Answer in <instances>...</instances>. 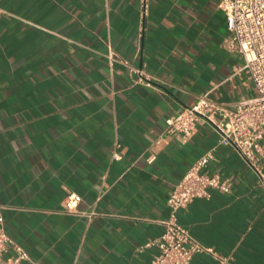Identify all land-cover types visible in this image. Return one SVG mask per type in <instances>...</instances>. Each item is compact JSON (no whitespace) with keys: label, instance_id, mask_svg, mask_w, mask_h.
I'll return each mask as SVG.
<instances>
[{"label":"crops","instance_id":"1","mask_svg":"<svg viewBox=\"0 0 264 264\" xmlns=\"http://www.w3.org/2000/svg\"><path fill=\"white\" fill-rule=\"evenodd\" d=\"M220 2L150 0L139 41L141 0H0V204L33 261L152 264L145 244L163 233L174 186L214 149L204 170L232 191L195 198L179 221L233 264H264L257 173L209 123L185 143L164 134L205 92L229 108L256 94L244 56L223 45ZM72 192L79 210L100 214L62 211Z\"/></svg>","mask_w":264,"mask_h":264},{"label":"built area","instance_id":"2","mask_svg":"<svg viewBox=\"0 0 264 264\" xmlns=\"http://www.w3.org/2000/svg\"><path fill=\"white\" fill-rule=\"evenodd\" d=\"M143 20L138 31V40L144 36L145 19L149 14L150 0H141ZM220 7L227 19L230 35L223 42L225 48L244 56V67L250 73L256 94L229 108L213 101L209 92L197 98L196 102L166 119L164 134L180 143L188 142L196 133L199 123H209L219 133L218 145L233 147L257 173L258 182L264 187V0H221ZM141 45H139V49ZM128 64V61H125ZM137 82L151 85L149 77H143L141 69ZM112 152V160L121 157L117 150ZM214 158V149L207 151L195 161L174 186L168 198L169 217L162 221L164 231L145 246L154 247L156 252L152 264H190L196 253L207 252L215 258V264H233L232 254H222L202 243L178 218L180 210L185 209L197 197L209 198L212 190L225 193L232 191V181L219 174H209L204 169ZM149 161H153L151 156ZM104 190H100L97 201ZM81 195L68 194L62 211L87 215L89 218L100 214L95 208L81 211L78 208ZM5 205L0 204V264H23L33 261L28 250L7 231L2 213Z\"/></svg>","mask_w":264,"mask_h":264}]
</instances>
